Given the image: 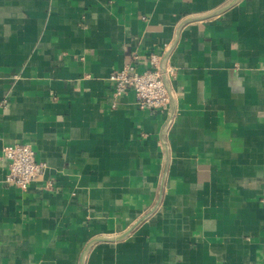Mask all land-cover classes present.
Segmentation results:
<instances>
[{"label": "crops", "instance_id": "0c3cea01", "mask_svg": "<svg viewBox=\"0 0 264 264\" xmlns=\"http://www.w3.org/2000/svg\"><path fill=\"white\" fill-rule=\"evenodd\" d=\"M165 46L170 109L116 100ZM263 63L264 0H0V264H264Z\"/></svg>", "mask_w": 264, "mask_h": 264}, {"label": "built area", "instance_id": "2783aa9c", "mask_svg": "<svg viewBox=\"0 0 264 264\" xmlns=\"http://www.w3.org/2000/svg\"><path fill=\"white\" fill-rule=\"evenodd\" d=\"M172 57L165 46L162 51L150 53L148 66L142 71L131 63L112 71L109 80L115 99L132 90L138 107L151 111L169 110L173 97L172 80L178 70ZM262 70L264 72V63ZM2 157L7 160L5 180L21 189H27L46 170V163L36 159L35 151L28 143L5 145Z\"/></svg>", "mask_w": 264, "mask_h": 264}]
</instances>
